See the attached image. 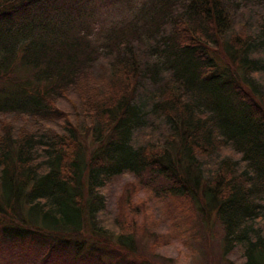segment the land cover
I'll return each mask as SVG.
<instances>
[{"label": "trees", "instance_id": "trees-1", "mask_svg": "<svg viewBox=\"0 0 264 264\" xmlns=\"http://www.w3.org/2000/svg\"><path fill=\"white\" fill-rule=\"evenodd\" d=\"M112 1L0 0V264H153L138 205L107 212L125 175L178 204L179 240L197 216L264 264V0H140L104 28Z\"/></svg>", "mask_w": 264, "mask_h": 264}, {"label": "rangeland", "instance_id": "rangeland-1", "mask_svg": "<svg viewBox=\"0 0 264 264\" xmlns=\"http://www.w3.org/2000/svg\"><path fill=\"white\" fill-rule=\"evenodd\" d=\"M139 4L140 0H113L111 5L101 9L100 13L94 15V18H100L101 20L98 22L102 21V27L104 28L112 22L116 23L120 21L119 19L121 18L128 17L126 21H129L130 16ZM14 120H17V118H12L3 123ZM144 179L148 180L145 175L140 179H134L131 175H125L124 177L115 179L106 191L109 198L107 212L111 217H117L122 212H125L123 206H127L129 203L138 205V208L134 210L136 211V213L134 212L136 215H131L128 224L130 226L134 222L136 223L137 251L142 257L149 259L153 264L242 263L236 254H232L226 258L222 256L220 237L213 234L215 230L213 233L202 230L198 223L204 222V220H199L195 212L196 219L193 222L195 240L190 239L187 235L184 240L176 238V232H178V229H183L184 225L179 219H171L169 214L172 206H177L178 204L173 203L169 198L165 199L161 195L160 189L156 188L157 190H153L149 187V184H147L148 188H146ZM139 209L142 210L140 216L137 215ZM122 215L126 214L123 213ZM159 219L161 221L158 222ZM179 231L181 232L182 230ZM5 254L0 253V256ZM32 255L26 252L25 261L23 260L16 264H41L38 260L39 256L33 258ZM47 258L49 261L52 257ZM132 260L130 259V261Z\"/></svg>", "mask_w": 264, "mask_h": 264}]
</instances>
